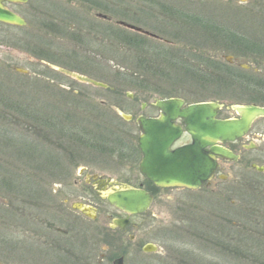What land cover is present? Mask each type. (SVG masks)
Returning a JSON list of instances; mask_svg holds the SVG:
<instances>
[{"label":"rangeland","instance_id":"374dc122","mask_svg":"<svg viewBox=\"0 0 264 264\" xmlns=\"http://www.w3.org/2000/svg\"><path fill=\"white\" fill-rule=\"evenodd\" d=\"M38 1L32 0L30 5ZM160 1L170 8V16L164 19L169 21L168 29L164 34L158 33L165 39L182 38L171 39L174 47L149 39L147 50L151 56L140 53L142 57L131 60L94 58L80 52L67 39H53L45 33L43 38L48 43L56 42L60 55L72 54L51 60L37 57L31 41H22L41 35L39 30L43 27L34 26L36 19L64 18L61 12H53L48 2L43 10L34 12L13 8L26 19L28 29L0 23L1 263L12 264L7 260L19 258L18 248L12 243L22 237L31 238L36 221L54 225L49 217L53 205L64 198L62 195L71 202L77 200L84 187L74 185L83 180L78 176L82 168L88 169L84 173L114 178L121 187L150 188L139 169L140 131L135 120L141 114L153 115L155 110H142V104L170 98L187 104L215 101L222 106L220 118L227 119L235 117L233 107L249 102L241 88L231 86L236 81L225 80L219 74L214 76L216 82L203 86L204 74L200 73L197 59L180 52L195 50L201 44L199 36L205 34L189 20L211 24L218 28V34L228 30L234 45L264 49V8L224 11L216 2ZM72 8L70 13L81 14L79 3ZM182 22L186 26H181ZM225 43L228 42L219 38L216 49L229 51L225 50ZM46 54L49 56L50 52ZM43 62L90 77L115 91L81 83L46 68ZM125 67L136 73L123 71ZM16 68L28 70L29 75L20 74ZM102 101L109 110L100 114L94 109ZM121 114L132 115L134 120L128 123ZM83 130L93 137L85 139L84 144L79 141L72 145L71 136L82 139V135H88ZM100 143L103 153L99 151ZM257 155L258 152H245L240 162H222V172L228 180L216 185L214 191L205 187L196 192L175 189L158 195L151 210L136 217L137 231L125 236L128 241L130 234H137L139 244L152 242L158 246V254L139 257V262L146 264L150 258L160 264H264V177L250 167L252 163H264L257 161ZM56 164L63 166L56 168ZM63 180V189L57 192L58 186L53 183ZM51 188L57 193H51ZM89 189L90 194H96L92 187ZM163 196L180 201L167 203ZM70 204L65 205L69 210ZM26 221L31 225L26 227ZM181 251L183 256L177 254Z\"/></svg>","mask_w":264,"mask_h":264},{"label":"flooded vegetation","instance_id":"af4514ba","mask_svg":"<svg viewBox=\"0 0 264 264\" xmlns=\"http://www.w3.org/2000/svg\"><path fill=\"white\" fill-rule=\"evenodd\" d=\"M202 1L216 2L224 11L264 8L263 1L255 2V0ZM31 2L32 0H26V2L5 1L3 4L6 9L12 12H14L13 8H20L23 10L26 8L28 9L27 11L34 12L43 10V7L47 5L46 2H48L52 5L53 12H61V14H59L64 17L54 16L51 20L36 19L34 26L43 27L48 30L43 31V28H41V30H39L41 35L38 38L36 37L33 39L28 37L26 40H22L31 41L30 43L34 45L33 53L40 58L51 60L55 56H63L65 58L72 54L66 53L60 55L57 43H48L43 38L46 35L53 39L65 38L73 46L76 44V47L81 50L80 52L88 53L91 57L113 60H131L133 58H139L142 57L139 56L140 53H143V56L150 55V52L147 50L150 47L148 42L149 39L164 43L169 47H174L176 46L175 41L171 39L182 38L181 36H175L171 37V39H165L159 34H164L163 32L169 27V24H167L169 21L164 19L166 17L169 18L170 15L168 14V10H170V8L168 7L167 9L165 3H161L164 1L39 0L34 3V5L32 4L33 6L30 5ZM77 3H79V6L82 5L80 15L78 13L75 14V12L70 13V9ZM29 5L30 7H28ZM155 12L158 15H156ZM14 13L19 15L16 12ZM24 20L26 24L20 29H28V22L25 18ZM190 22L196 24L205 34L199 36L201 38V44H198L195 50L181 51L180 54L185 56L184 53L187 52L190 53V58L197 59L195 62L201 70L200 73L202 75L204 74V76L201 77V79L204 80L202 85L210 86V83L216 82L214 76L217 74L221 75L222 78L224 77L225 80L230 78L237 82L236 85L231 86L234 88L237 86L241 88L245 93V97L249 100L245 106L264 108V49L250 50L247 47L239 45V43L234 45L232 44V35H228V30L220 31L222 34H218V28L211 24L207 25L200 20H189V23ZM181 26H186L185 22H182ZM43 33H45L44 36ZM219 38L222 42H228L225 43V50L229 51L220 52L216 49ZM48 52H50L49 56L46 54ZM61 52L67 51L63 50ZM168 56L169 55H167V57ZM177 56H172L170 58L174 59V57ZM225 59L226 63L223 62ZM44 65L46 68L49 67L51 70L58 72V68L50 63H44ZM116 68L117 67L113 66V69L116 70ZM123 71H127V73H136V71H130V68L126 67L123 68ZM20 74L28 76L29 71L22 69V73ZM205 74L208 76H205ZM225 82L227 83V81ZM112 91H115V89L112 88ZM132 101L134 102V100ZM159 101L160 100H155L151 104H142V110L151 107L154 108L155 113L150 116L141 114L137 119L140 117L146 119H159L161 116V112L158 108ZM183 102L182 108H187L191 105L187 104L184 100ZM203 102L215 101H202L199 103ZM105 110H109V108H106V102L104 101L101 102L100 107L94 109L95 112H99L100 114L104 113ZM130 117L131 119L126 122L131 123L134 120L132 115ZM239 118L240 116L235 112L234 118L227 119ZM137 119L135 121L139 129ZM175 124L183 129V134L181 139L172 147V150L192 144V138L186 133L182 121L178 120ZM85 132H87L88 135H80L82 139L71 136L70 141L72 145L75 143L79 144V141L84 144L85 139L93 137V135H90V132ZM75 134L79 135L80 132ZM96 136L97 135L94 134V137ZM253 141H256V143ZM101 143L99 144V151L103 153L104 148H102L103 144ZM218 145L233 153L236 156V160H216V168L210 173L209 179L202 187L210 188V191H214L215 186L220 182L228 180V177L222 172V162H240L245 152H258L257 161L264 162V117L257 118L244 137L233 142H226ZM211 149L212 146L206 148L208 152H210ZM55 166L58 168L63 165L56 164ZM250 167L264 177V172H259L257 170V168H264V163H262V165H255L252 163ZM85 170L88 169L82 168L80 170V175L78 174L83 180L75 181V187H84L81 190L79 189L77 200L71 202L67 196L62 195L64 198H59L56 202L57 205H53L54 210L49 217L52 219V223L55 221L54 225L42 222L38 223L36 221L32 227L34 228L33 231L30 232L32 233V236L30 235L31 238L22 237L19 242L12 243L14 247L17 246L18 248L16 250L19 258L10 259L7 260V262L11 261L12 264H115L116 261L121 260L122 264H145L144 261L139 262L138 258L143 256L149 257L159 253L158 246L154 245L152 242L139 244V237L137 234H130L128 241H125V236L131 232L137 231L138 227L134 223L136 217L148 213L154 205L156 198H158V195L170 190L188 189L162 188L143 176L150 188L139 187L136 189L143 190L151 195L153 199L151 206L145 213L130 214L112 206L107 199V195L121 188L120 181L96 173H84ZM111 182L114 184L111 185ZM5 183H7V181H5L4 184ZM64 184L65 180L53 183L54 186H58L57 188L59 190H56L57 192H61L60 189H63ZM5 185L8 186V184ZM90 187L95 190V195L89 193ZM56 191L52 188L50 189L51 193L56 194ZM190 191L196 192L193 190ZM163 198H165L164 201L167 203L173 202L174 204L180 201L177 199L175 200L172 196H163ZM69 203H71L69 206L70 210L65 206ZM56 206H58V209ZM107 206L109 208H107ZM27 224L31 225L29 221L25 222V226ZM25 226L22 228L28 227ZM146 249H151L153 251L147 252ZM177 254L183 256L185 253L181 251ZM146 260H148L146 264H160L159 260L155 262L150 258ZM182 262L184 263L185 259H183ZM1 264L9 263L2 262Z\"/></svg>","mask_w":264,"mask_h":264},{"label":"water","instance_id":"95a60500","mask_svg":"<svg viewBox=\"0 0 264 264\" xmlns=\"http://www.w3.org/2000/svg\"><path fill=\"white\" fill-rule=\"evenodd\" d=\"M0 0V22L24 26L23 18L6 10ZM11 2L26 0H9ZM22 73V69L16 68ZM59 72L94 87L108 89V85L88 77L63 69ZM184 102L168 99L158 102L161 111L159 119L141 117L138 124L141 136L138 147L142 154L141 173L160 187H185L199 189L209 179L216 168L217 159L236 160V156L219 147L218 143L232 142L245 135L252 122L264 117V108L237 106L234 110L241 116L239 120H219L221 109L217 103L193 104L182 109ZM125 120L130 116L122 115ZM181 120L192 144L172 150L174 144L182 137L183 129L175 124ZM212 146L210 152L207 147ZM264 172V168H257ZM114 183L111 182V185ZM115 190V189H114ZM109 203L130 214H141L149 210L152 197L147 192L134 188H121L107 195ZM147 252L153 250L146 249ZM115 264H122L121 260Z\"/></svg>","mask_w":264,"mask_h":264},{"label":"trees","instance_id":"16d2710c","mask_svg":"<svg viewBox=\"0 0 264 264\" xmlns=\"http://www.w3.org/2000/svg\"><path fill=\"white\" fill-rule=\"evenodd\" d=\"M134 76V75H133Z\"/></svg>","mask_w":264,"mask_h":264}]
</instances>
